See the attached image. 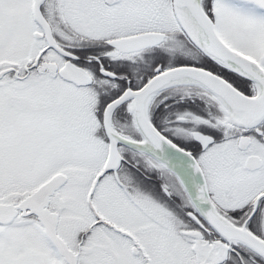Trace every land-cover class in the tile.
<instances>
[{"label":"snow or ice","instance_id":"obj_1","mask_svg":"<svg viewBox=\"0 0 264 264\" xmlns=\"http://www.w3.org/2000/svg\"><path fill=\"white\" fill-rule=\"evenodd\" d=\"M0 264H264V0H0Z\"/></svg>","mask_w":264,"mask_h":264}]
</instances>
